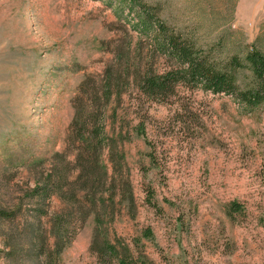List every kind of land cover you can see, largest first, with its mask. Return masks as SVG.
Instances as JSON below:
<instances>
[{"label": "rangeland", "instance_id": "374dc122", "mask_svg": "<svg viewBox=\"0 0 264 264\" xmlns=\"http://www.w3.org/2000/svg\"><path fill=\"white\" fill-rule=\"evenodd\" d=\"M148 1L170 33L223 65L264 47V0H234V12L233 0ZM124 14L107 0H0V202L22 199L19 190L34 184L16 162L60 151L74 165L69 128L92 88L102 92L91 121L99 119L113 146L101 152L106 187L96 195L76 189L86 207L67 247L53 251V216L65 207L55 196L43 218L47 256L26 247L6 253L2 233L27 235L29 211L0 222V264H117L98 254L107 241L129 264H264V108L185 84L176 95L145 94L143 73H163L175 60L161 54L155 32L140 34ZM251 78L247 67L238 74L242 88Z\"/></svg>", "mask_w": 264, "mask_h": 264}, {"label": "trees", "instance_id": "16d2710c", "mask_svg": "<svg viewBox=\"0 0 264 264\" xmlns=\"http://www.w3.org/2000/svg\"><path fill=\"white\" fill-rule=\"evenodd\" d=\"M107 4L115 7L121 16L126 12L127 15L132 16L133 29L140 34L151 35L152 32H155L154 37L161 54L175 60V65L171 64L172 68L163 73L157 74L150 70L143 73L139 85L145 94L154 98L176 95L178 85L185 84L191 87H200L213 94L233 95L249 110L264 108L263 46L255 43L246 52L244 63L239 56H233L228 63L223 65L217 62L212 54L197 48L196 45L189 43L180 35L174 32L170 33L169 28L158 18L155 6L148 0H107ZM232 10L233 12L235 10L234 0ZM244 67L251 71L252 78L242 88L238 82V74ZM106 83L105 90L110 89L112 82L106 81ZM100 90L98 92L92 88L89 91L92 95L91 103L84 102L81 97L77 102L74 101L76 102L75 114L69 128L67 147L74 146L77 151L74 165L79 170V174L75 179L70 176L74 165L71 166L65 152L56 151L50 157H32L14 164L22 165L30 173L32 172L35 176L34 184L27 185L26 190H19L18 193H21L22 199L12 202V197L10 200L0 202V222L14 220L21 215L26 216L29 211L35 217V221L26 227V230H30L27 235L26 232H23L24 236L16 234L15 230H6L2 233L1 236L4 238L6 253L9 257L17 256L22 251L21 248L25 247L27 248H25L26 253L31 250L37 257L40 254L47 256L45 250L48 246V237L43 231V218L49 215L55 196L65 205L61 211L54 214L51 229L55 247L53 251L60 254L71 239L70 233H72L73 224L79 221L78 217L86 207L83 201L76 200L78 195L76 189L82 187V191L96 195L95 192L99 190H96L97 186L106 187L109 169L106 165L102 166L101 164V152L105 147L112 148L113 146L106 140L104 126L99 119L96 120L94 117L93 122L91 121L94 114L100 111V107L97 106L96 109L93 107L98 100ZM106 95L107 100L111 93ZM102 97L104 98V94ZM139 133L148 139L143 123L139 125ZM5 184H9V181ZM8 190L10 193L13 192L11 186L7 187L6 194ZM148 200L153 204L151 196ZM92 202L96 206L97 201ZM235 205V203L232 204V206ZM102 206H106L105 202L102 203ZM143 235L149 240H154L151 228H146ZM126 252L128 251L126 250ZM98 254L100 256L111 255L112 260L116 258L117 264H129V258L124 254L120 256L117 246L109 241L98 248ZM143 263L146 264V261L144 260ZM111 264H116V262H111Z\"/></svg>", "mask_w": 264, "mask_h": 264}]
</instances>
